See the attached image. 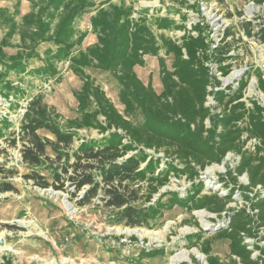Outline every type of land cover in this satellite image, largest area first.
Segmentation results:
<instances>
[{
    "label": "trees",
    "instance_id": "obj_1",
    "mask_svg": "<svg viewBox=\"0 0 264 264\" xmlns=\"http://www.w3.org/2000/svg\"><path fill=\"white\" fill-rule=\"evenodd\" d=\"M29 1L30 12L26 15H21L19 2L14 11L0 9V29L6 31L0 40V63L4 68L0 82H6L11 73L54 74V61L67 60L82 86L75 92L80 116L74 119L65 120L40 95L27 104L19 136L32 143L22 153V161L32 170L24 179L41 189L56 191H65L70 182L74 189L70 194L74 199L80 198V206L91 204L102 194L105 206L114 212V224L140 228L148 227L165 207L163 202L157 206L151 203L172 176L197 179L199 172L223 164L232 154L240 157V161L228 167L227 176L221 177L227 195L203 194L204 184L199 182L185 199L176 195L171 202L186 207L190 213L206 210L218 216L227 214V226L214 236L215 240L229 241L227 260L214 254V240L202 233L190 243L191 247L200 248L207 264H264V245H261L264 244V108L256 101L249 100L250 105L245 101L248 79L242 80L238 88L222 89L221 80L211 73L208 65L216 64L223 77L230 75L232 61L238 59L231 55L239 41L233 31L227 29L216 48H212L205 21L191 31L184 28L186 33L180 43L162 36L174 63L169 69L160 61L163 91L157 93L140 80L134 68L144 65V56H154L160 51L159 38L148 26L146 17L133 19L132 5L123 2L117 5L111 0L99 4L93 0ZM92 12L95 14L91 17V27L97 43L83 50L86 33H78L75 27L85 14ZM170 21V17H163L154 25L158 31L181 29L176 24L171 28ZM244 27L247 36L252 37V23ZM260 27L256 35L264 45V23ZM16 35L20 41L18 52L8 56L4 49L12 45ZM46 43L53 44L55 49L48 47L41 53L39 48ZM34 60L43 64L29 70ZM89 69L108 73L118 81L123 114L87 75ZM257 78L258 89L264 93V75ZM211 95L221 108L219 114H214L207 104ZM137 115L142 122L136 121ZM40 130L52 134L57 146L62 148H70L80 130L108 135L101 141H83L72 154L73 162L67 157L59 167L47 166L50 181L36 170L45 163L44 143L37 134ZM251 140L257 141L253 149L248 147ZM10 144L16 146V138ZM147 151L162 152L164 157H152ZM58 157L63 159V155ZM3 171L0 168V173ZM15 174L14 171L4 174L0 194L17 192L6 181ZM243 176L247 177V185L239 182ZM258 187L261 190L255 191ZM142 190L144 193L140 195ZM82 191L84 195L80 197ZM236 194H240L245 206L229 209ZM140 201L142 206L137 205ZM247 240L255 242L250 244ZM163 253V250L145 251L150 257ZM254 253L258 256L253 257ZM3 264L13 263L4 258Z\"/></svg>",
    "mask_w": 264,
    "mask_h": 264
},
{
    "label": "rangeland",
    "instance_id": "obj_2",
    "mask_svg": "<svg viewBox=\"0 0 264 264\" xmlns=\"http://www.w3.org/2000/svg\"><path fill=\"white\" fill-rule=\"evenodd\" d=\"M93 1L99 4L105 0ZM18 2L21 15L28 14L31 7L29 0H0V9L14 11ZM122 2L134 7L133 19L146 17L148 26L159 38L160 51L154 56H144V65L134 68L145 85L150 84L157 93H161L163 84L160 61L172 69L173 55L167 53L161 37L180 43L186 33L185 29L191 30L205 19L210 28V40L215 44L222 43L228 28L233 31L235 39H239L236 50L231 52L238 59L232 61L234 66L229 77L219 78L216 66L208 64L211 66V73L221 80L222 89L229 86L238 88L242 80L248 79L245 101L248 105L249 100L256 101L264 108V93L258 89L257 78L264 75V45L256 35L264 23V4L257 6L252 0H111V3L117 5ZM94 14H85L75 27L78 33H86L82 43L83 50L97 43V36L92 33L91 27V17ZM163 17H170L173 24L171 28L179 25L181 29L158 31L154 23ZM248 21L253 22L252 37L245 33L244 24ZM5 32L0 29V40ZM19 42V36H14L12 45L4 49L8 56L18 52ZM48 47L55 49L50 43L42 44L39 49L42 53ZM54 62V74L49 72L47 76H32L11 73L6 82H0V168L4 170L0 173V182L4 180L6 172L14 171L16 174L6 181L17 189V192L0 194V239L4 240V246L0 247V264H3L4 258L12 260L13 264H207L200 248L190 246L194 237L200 233L213 239L214 254L227 260L229 241L214 238L219 230L227 226V214L218 216L206 210L190 213L186 207L176 205L171 200L176 195L185 199L199 182L204 184L203 194L227 195L228 190L221 183V177L227 176L228 167L237 164V156L232 154L224 159L223 164H215L204 172H199L200 177L197 179L172 176L170 183L155 195L151 203L157 206L163 202L165 207L148 227L140 228L114 224V212L105 206L102 194L93 199L91 204L80 206V198L74 199L70 194L74 192L70 182H67L65 191H56L53 188L41 189L32 181L24 179V175L29 174L32 169L22 161V153L32 143L22 139L18 133L21 128V108L40 95L65 120L80 116L75 92L81 88L82 82L69 69L67 60ZM1 64L0 72L4 70ZM42 64L43 62L34 60L30 62L29 70ZM86 73L102 87L107 97L123 114L118 81L108 73L94 69L86 70ZM7 86L14 89L11 91ZM16 89L21 91L15 93ZM207 104L214 114H219L221 108H218L212 95ZM137 116L136 121L142 122L140 115ZM37 134L44 143L42 159L45 163L36 170L50 181L52 177L47 166L59 167L67 157L72 158L73 162L72 154L83 141H101L108 135L96 130H80L71 147L62 148L57 146L56 138L47 131L40 130ZM15 138L17 145L12 146L10 141ZM251 144L253 142L249 144V148H252ZM147 153L155 158L164 157L162 152ZM61 155L62 160L58 157ZM239 182L247 185V177H241ZM141 185L146 186L144 183ZM143 193L144 190L140 195ZM78 195L83 196L84 191ZM234 198L235 202L230 204L229 209L239 210L245 206L240 194H236ZM137 205H141V201ZM251 242L253 244L255 241ZM161 250L164 253L155 257L145 255V251ZM256 256L258 254L254 253L253 257Z\"/></svg>",
    "mask_w": 264,
    "mask_h": 264
},
{
    "label": "built area",
    "instance_id": "obj_3",
    "mask_svg": "<svg viewBox=\"0 0 264 264\" xmlns=\"http://www.w3.org/2000/svg\"><path fill=\"white\" fill-rule=\"evenodd\" d=\"M252 2L253 3H255L257 6H262L263 4H264V2L262 3V4H259V3H257L255 0H252ZM199 13V12H198ZM203 21H205V19H203L200 23H202ZM248 23H253V22H251V21H248ZM203 24V23H202ZM247 24V23H246ZM252 26H253V24H252ZM229 29V28H228ZM191 30H192V28H191ZM191 30H188V31H191ZM209 31H210V28H209ZM209 31H208V33H209ZM226 32V31H225ZM222 40H223V38H222ZM211 43H212V48H216V47H218L219 45H220V43H214L213 41H211ZM211 65H215L216 66V71H217V74L219 75V78L220 77H222L223 78V76H222V74L220 73V72H218V69H217V65L216 64H211ZM210 66V65H209ZM211 67V66H210ZM231 74V73H230ZM227 77H229V75L227 76ZM26 106L27 105H25V106H23L22 108H21V111H22V116H21V118H20V122H21V124H22V120H23V117H24V114H25V112H26ZM20 130H21V128H20ZM20 130L18 131V133L20 132ZM253 142V144H251L252 145V148L251 149H253V147H254V145L255 144H257V141L256 140H251L249 143H248V147H249V144L250 143H252ZM235 157V156H234ZM237 158V163L240 161V157H236ZM258 190H261V187H258L255 191H258ZM251 241H253V240H247V242L248 243H252Z\"/></svg>",
    "mask_w": 264,
    "mask_h": 264
},
{
    "label": "water",
    "instance_id": "obj_4",
    "mask_svg": "<svg viewBox=\"0 0 264 264\" xmlns=\"http://www.w3.org/2000/svg\"><path fill=\"white\" fill-rule=\"evenodd\" d=\"M4 246V240L1 238L0 239V247H3Z\"/></svg>",
    "mask_w": 264,
    "mask_h": 264
},
{
    "label": "bare ground",
    "instance_id": "obj_5",
    "mask_svg": "<svg viewBox=\"0 0 264 264\" xmlns=\"http://www.w3.org/2000/svg\"><path fill=\"white\" fill-rule=\"evenodd\" d=\"M236 75H238V73Z\"/></svg>",
    "mask_w": 264,
    "mask_h": 264
}]
</instances>
